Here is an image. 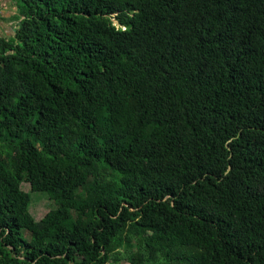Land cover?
Returning <instances> with one entry per match:
<instances>
[{
	"label": "trees",
	"instance_id": "trees-1",
	"mask_svg": "<svg viewBox=\"0 0 264 264\" xmlns=\"http://www.w3.org/2000/svg\"><path fill=\"white\" fill-rule=\"evenodd\" d=\"M15 1L0 264H264V0Z\"/></svg>",
	"mask_w": 264,
	"mask_h": 264
},
{
	"label": "crops",
	"instance_id": "crops-1",
	"mask_svg": "<svg viewBox=\"0 0 264 264\" xmlns=\"http://www.w3.org/2000/svg\"><path fill=\"white\" fill-rule=\"evenodd\" d=\"M16 11L15 0H0V38H10L15 35L16 24L12 16Z\"/></svg>",
	"mask_w": 264,
	"mask_h": 264
},
{
	"label": "rangeland",
	"instance_id": "rangeland-1",
	"mask_svg": "<svg viewBox=\"0 0 264 264\" xmlns=\"http://www.w3.org/2000/svg\"><path fill=\"white\" fill-rule=\"evenodd\" d=\"M22 188L23 190L30 192L29 184H23ZM51 208H53V205H51L49 196L46 193H31L30 211L35 219L40 220Z\"/></svg>",
	"mask_w": 264,
	"mask_h": 264
}]
</instances>
